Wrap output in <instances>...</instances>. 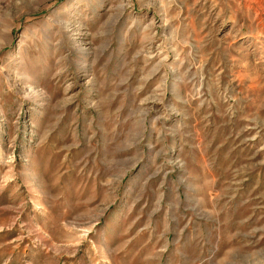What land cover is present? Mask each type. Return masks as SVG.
<instances>
[{
    "label": "rangeland",
    "instance_id": "374dc122",
    "mask_svg": "<svg viewBox=\"0 0 264 264\" xmlns=\"http://www.w3.org/2000/svg\"><path fill=\"white\" fill-rule=\"evenodd\" d=\"M0 264H264V0H0Z\"/></svg>",
    "mask_w": 264,
    "mask_h": 264
}]
</instances>
